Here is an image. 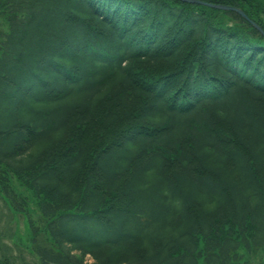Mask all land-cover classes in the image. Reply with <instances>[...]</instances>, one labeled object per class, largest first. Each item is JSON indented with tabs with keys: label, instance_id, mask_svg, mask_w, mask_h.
Returning a JSON list of instances; mask_svg holds the SVG:
<instances>
[{
	"label": "trees",
	"instance_id": "16d2710c",
	"mask_svg": "<svg viewBox=\"0 0 264 264\" xmlns=\"http://www.w3.org/2000/svg\"><path fill=\"white\" fill-rule=\"evenodd\" d=\"M199 1L264 30V0ZM0 16V192L33 257L0 242V264H249L264 247L253 22L183 0H0Z\"/></svg>",
	"mask_w": 264,
	"mask_h": 264
},
{
	"label": "rangeland",
	"instance_id": "374dc122",
	"mask_svg": "<svg viewBox=\"0 0 264 264\" xmlns=\"http://www.w3.org/2000/svg\"><path fill=\"white\" fill-rule=\"evenodd\" d=\"M9 30L7 22L0 16V42L3 35ZM24 196H28L29 213L34 219H38L40 214L36 207L35 201L31 193L24 188H19ZM30 231L27 221L23 215L12 211L4 200L0 192V242L14 249L16 252L19 249L28 259H33L29 253L30 248ZM11 249V250H12ZM249 264H264V247L255 251L252 255H248ZM89 261L86 264H91Z\"/></svg>",
	"mask_w": 264,
	"mask_h": 264
},
{
	"label": "water",
	"instance_id": "95a60500",
	"mask_svg": "<svg viewBox=\"0 0 264 264\" xmlns=\"http://www.w3.org/2000/svg\"><path fill=\"white\" fill-rule=\"evenodd\" d=\"M187 1L194 2L193 0H187ZM210 5H211V4H210ZM211 6H213V7H217V8H220V9H225V10L233 9L232 7L221 6V5H211ZM238 11L246 17V15H245L241 10H238ZM246 18H247V17H246Z\"/></svg>",
	"mask_w": 264,
	"mask_h": 264
}]
</instances>
